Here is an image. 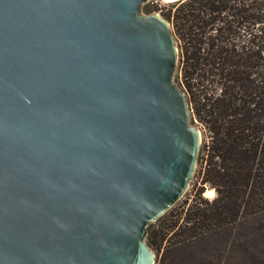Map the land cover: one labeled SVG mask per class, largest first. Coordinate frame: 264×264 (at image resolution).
<instances>
[{"label":"water","instance_id":"water-1","mask_svg":"<svg viewBox=\"0 0 264 264\" xmlns=\"http://www.w3.org/2000/svg\"><path fill=\"white\" fill-rule=\"evenodd\" d=\"M147 1L0 0V264H154L201 130Z\"/></svg>","mask_w":264,"mask_h":264},{"label":"trees","instance_id":"trees-1","mask_svg":"<svg viewBox=\"0 0 264 264\" xmlns=\"http://www.w3.org/2000/svg\"><path fill=\"white\" fill-rule=\"evenodd\" d=\"M161 13L206 137L194 198L150 223L146 242L156 264H264V0H178Z\"/></svg>","mask_w":264,"mask_h":264},{"label":"rangeland","instance_id":"rangeland-1","mask_svg":"<svg viewBox=\"0 0 264 264\" xmlns=\"http://www.w3.org/2000/svg\"><path fill=\"white\" fill-rule=\"evenodd\" d=\"M172 3H174V2H170L168 0H148L145 4H143L141 6L139 14L140 15H149V14H152V13H156V14H159L160 16H162L161 11L163 10L165 12L166 10H168L169 7L172 5ZM170 24H171V22H170ZM173 81L180 89H183V82H182L183 80H182L180 67L178 66V61H177V64H176V67H175V70H174ZM190 122H191V119H190ZM191 124L197 126L201 130V127L199 125H197L196 121H194L193 123L191 122ZM205 137L206 136L203 135L202 130H201V143H200V148H199V152H198V156H197V162H196V167H195L194 173L192 175V178H191V180H190L185 192L179 198V200L173 205V207H172L173 209L177 208L180 205H182L183 202H185V201H187L190 204L191 200L195 196V192H194L195 185L200 182L199 172H200V169H202V167L204 165V164L201 163V159H199L198 157H201L203 155V153L201 152V148H202V145H203V143L205 141ZM207 189H210V188L207 186L206 190ZM202 196L204 198H207V197H205L204 193L202 194ZM214 197H215V195H214ZM214 197H212V198H214ZM212 198H208V199H212ZM172 208H170L169 210H171ZM151 223L155 224V223H157V220H155V221H153ZM150 248L154 252V264H156V262H157V260H158V258H159V256L161 254H157V252L152 247H150Z\"/></svg>","mask_w":264,"mask_h":264},{"label":"bare ground","instance_id":"bare-ground-1","mask_svg":"<svg viewBox=\"0 0 264 264\" xmlns=\"http://www.w3.org/2000/svg\"><path fill=\"white\" fill-rule=\"evenodd\" d=\"M204 195L207 198H212V197H214L215 192L213 189H207V190H205Z\"/></svg>","mask_w":264,"mask_h":264}]
</instances>
